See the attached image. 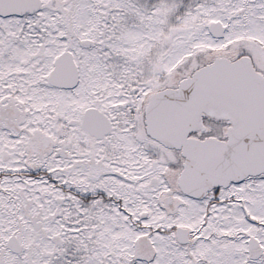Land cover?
Here are the masks:
<instances>
[{"label": "snow or ice", "instance_id": "1", "mask_svg": "<svg viewBox=\"0 0 264 264\" xmlns=\"http://www.w3.org/2000/svg\"><path fill=\"white\" fill-rule=\"evenodd\" d=\"M0 264H264V0H0Z\"/></svg>", "mask_w": 264, "mask_h": 264}]
</instances>
